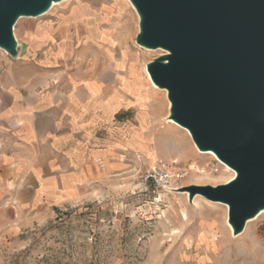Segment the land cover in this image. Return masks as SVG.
Returning a JSON list of instances; mask_svg holds the SVG:
<instances>
[{"label":"rangeland","instance_id":"374dc122","mask_svg":"<svg viewBox=\"0 0 264 264\" xmlns=\"http://www.w3.org/2000/svg\"><path fill=\"white\" fill-rule=\"evenodd\" d=\"M57 2L17 20L19 51L0 48V76L10 66L26 76L23 63L30 62L40 68L39 82L47 80L40 90L67 93L72 77L78 86L102 79L85 83L91 95L102 86L106 98L124 91L111 116L103 113L105 101L88 105L85 93L80 97L85 142L101 155L94 164L108 171L76 198L29 212L11 206L0 179V264H264V212L234 234L227 205L186 189L226 183L233 172L171 123L166 92L153 88L146 71L165 51L136 42L140 17L130 2ZM39 31L48 38L38 39ZM116 106L110 101L106 109ZM160 166L189 171L157 188L144 175Z\"/></svg>","mask_w":264,"mask_h":264},{"label":"water","instance_id":"95a60500","mask_svg":"<svg viewBox=\"0 0 264 264\" xmlns=\"http://www.w3.org/2000/svg\"><path fill=\"white\" fill-rule=\"evenodd\" d=\"M51 0H0V48L16 55L14 25ZM136 42L165 54L146 64L167 92L168 118L235 176L186 189L227 205L234 234L264 208V0H130Z\"/></svg>","mask_w":264,"mask_h":264},{"label":"crops","instance_id":"0c3cea01","mask_svg":"<svg viewBox=\"0 0 264 264\" xmlns=\"http://www.w3.org/2000/svg\"><path fill=\"white\" fill-rule=\"evenodd\" d=\"M42 32L38 39H47ZM23 65L28 69L26 76L17 66H10L0 76V179L4 180L3 192L11 196V206L29 212L76 198L81 187L108 171L107 166L94 164L93 158L101 155L85 142H89V134L82 125L80 97L85 93L88 105L93 100L105 101L103 113L111 116L124 91L114 90L106 98L102 86L91 95L85 83L97 78L78 86L72 77L75 88L69 78L67 93L40 90L47 82H39L36 72L40 68L30 62ZM107 67L113 69L109 62ZM99 82L103 84L102 79ZM110 101L117 106L109 113L106 106Z\"/></svg>","mask_w":264,"mask_h":264},{"label":"built area","instance_id":"2783aa9c","mask_svg":"<svg viewBox=\"0 0 264 264\" xmlns=\"http://www.w3.org/2000/svg\"><path fill=\"white\" fill-rule=\"evenodd\" d=\"M173 164V163H172ZM191 167V166H190ZM191 169V168H190ZM189 168L181 166H160L153 168L144 175L145 180H149L155 187H166L182 179L187 175Z\"/></svg>","mask_w":264,"mask_h":264},{"label":"bare ground","instance_id":"6f19581e","mask_svg":"<svg viewBox=\"0 0 264 264\" xmlns=\"http://www.w3.org/2000/svg\"><path fill=\"white\" fill-rule=\"evenodd\" d=\"M57 1H59V0H51L50 1V6L52 5V4H54V2H57ZM64 1V0H63ZM129 2H130V4L133 6V8L136 10V8L134 7V5L132 4V2L130 1V0H128ZM58 3V2H57ZM130 5V6H131ZM49 6V7H50ZM93 10V9H92ZM116 10V9H115ZM118 11H119V9H118ZM46 12V11H45ZM45 12H43V13H45ZM96 12V11H95ZM136 12H137V10H136ZM42 13V14H43ZM95 14V13H94ZM139 15V14H138ZM98 16H96V18H97ZM140 17V16H139ZM95 18V19H96ZM98 21V20H97ZM98 23V22H97ZM99 24V23H98ZM108 24V23H107ZM60 25V24H59ZM51 31V30H50ZM45 32H47V31H45ZM42 35L44 34V33H41ZM52 34V33H51ZM13 35H14V30H13ZM14 37H15V35H14ZM15 39H16V37H15ZM82 39H84V38H82ZM95 41H97V40H95ZM103 43V42H102ZM104 44V43H103ZM62 45H64V44H62ZM65 46V45H64ZM62 50H63V48H61ZM149 49H151V48H149ZM58 50H60V49H58ZM162 50V49H161ZM62 54V53H61ZM147 77H148V80H149V82L151 83V85L154 87V88H156V89H161V88H158L152 81H151V79H150V77H149V74L147 73ZM130 82V81H129ZM125 86H127V85H125ZM162 90H164L165 92H166V90L165 89H162ZM166 95H167V92H166ZM170 121H171V123H173V124H175L176 126H178L179 128H181V129H183L185 132H186V134L190 137V133L188 132V130L186 129V128H184L183 126H181V125H179L178 123H176L175 121H173V120H171L170 119ZM197 150L199 151V152H201V153H204V154H208V155H211L213 158H215L221 165H223V166H225L228 170H231L232 172H233V176H232V178L231 179H233L234 178V176H235V172L229 167V166H227L226 164H224L222 161H220L217 157H216V155L212 152V151H201V150H199L198 148H197ZM157 161V160H156ZM156 161H154L153 163H155ZM152 163V164H153ZM191 167V170H192V167H193V164H191L190 165ZM264 212V208H261V209H259L252 217H250L249 219H247L246 220V222L248 221V220H250V219H253V218H257L258 216H260L262 213ZM230 225V224H229ZM230 227H231V230H233L232 229V226L230 225Z\"/></svg>","mask_w":264,"mask_h":264}]
</instances>
